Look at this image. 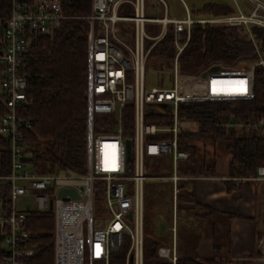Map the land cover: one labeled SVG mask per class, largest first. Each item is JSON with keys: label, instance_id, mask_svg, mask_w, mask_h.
I'll use <instances>...</instances> for the list:
<instances>
[{"label": "built area", "instance_id": "2783aa9c", "mask_svg": "<svg viewBox=\"0 0 264 264\" xmlns=\"http://www.w3.org/2000/svg\"><path fill=\"white\" fill-rule=\"evenodd\" d=\"M234 12L210 17L192 16L195 9L180 0L185 16L168 17L163 0L151 5L147 0H90L86 33V156L82 174L41 173L29 161L23 129L28 121L22 114L26 102L27 79L25 56L30 47L31 33L52 34L69 18L60 0H10V14L0 20V137L10 155V170L0 174V181L9 184L11 206L3 210L0 199V239L4 252L0 264H30L35 255L25 229L26 211L17 210L15 200L31 196L39 211L53 214V264H111V257L121 247L126 253L121 264H143L144 217L147 185L163 163L187 160L190 152L177 147L181 127L177 118L180 102L214 100H249L254 96L255 67L264 71V57L257 51L256 60L246 69L215 63L196 72L185 71L179 54L186 45L195 23H216L243 27L252 39L250 27L264 28V0H244L249 11L244 12L237 0ZM230 2L233 6V3ZM159 4L161 15L151 12ZM157 7V9H158ZM173 32L175 54L168 62L169 86L146 85V68L151 49L166 31ZM184 42L181 43V37ZM217 65L218 69L211 71ZM131 107L132 126L125 133V108ZM114 115L111 131H95V118ZM153 115L169 116V124L146 120ZM264 127V118L258 119ZM256 176L264 179V166H258ZM170 182V224L164 231L170 235V245L157 247L159 259L175 264L177 196L180 176L174 171L164 177ZM104 195L103 214L106 220L95 222L93 214L95 186ZM62 189L71 192L61 193ZM158 214L154 230L158 233ZM264 254V231L259 239Z\"/></svg>", "mask_w": 264, "mask_h": 264}, {"label": "trees", "instance_id": "16d2710c", "mask_svg": "<svg viewBox=\"0 0 264 264\" xmlns=\"http://www.w3.org/2000/svg\"><path fill=\"white\" fill-rule=\"evenodd\" d=\"M69 18L63 20L52 34L31 33L30 47L25 56L24 72L27 79L26 102L21 108L28 121L23 129L28 161L41 173L85 172L86 156V33L88 23L83 18L89 13L90 0H60ZM10 0H0V20L9 16ZM194 12L213 16L233 13L227 2H207ZM252 39L243 27L216 23H195L188 42L179 54L183 70L196 72L201 67L221 63L234 66L239 62L253 63L257 51L264 57V28L252 25ZM185 37H181V43ZM175 54L173 32L169 28L163 38L151 49L149 58L168 63ZM254 96L249 100H214L180 102L179 121H189L192 128H181L177 147L190 152L180 170L187 176L214 175L213 156L207 160L199 156L193 144L196 140L223 141V149L230 155L229 177L254 176L258 166H264V127L256 123L264 118V71L255 67ZM125 133L132 126L131 107L125 109ZM2 107L0 106V112ZM155 124H169V116L153 115L146 118ZM116 124L114 115L95 118V131H111ZM6 142L0 137V174L10 170V155ZM46 166H43V165ZM188 182H193L192 180ZM97 185V184H96ZM230 189V182H226ZM179 187V186H178ZM188 202L194 200L193 184L186 192ZM0 199L3 210L9 213L11 200L9 184L0 181ZM147 209H145V212ZM154 216V213L150 215ZM152 216V217H153ZM53 214L51 210L26 211L25 229L35 255L30 264H53ZM151 223L144 217L143 264H170L158 258L157 247L164 240L155 238ZM4 252L0 239V258ZM126 247L112 255L111 264H121ZM175 264H219L214 258L193 259L178 257Z\"/></svg>", "mask_w": 264, "mask_h": 264}, {"label": "crops", "instance_id": "0c3cea01", "mask_svg": "<svg viewBox=\"0 0 264 264\" xmlns=\"http://www.w3.org/2000/svg\"><path fill=\"white\" fill-rule=\"evenodd\" d=\"M201 1L192 7L200 8L212 1L232 6L229 0ZM224 153L225 159L220 162L217 155L213 156L214 175L195 178L193 192L198 206L187 202L186 212L177 218V254L193 259L214 258L219 264H264L259 258V239L264 231V179L256 175L229 177L230 155ZM226 182H230V189Z\"/></svg>", "mask_w": 264, "mask_h": 264}, {"label": "rangeland", "instance_id": "374dc122", "mask_svg": "<svg viewBox=\"0 0 264 264\" xmlns=\"http://www.w3.org/2000/svg\"><path fill=\"white\" fill-rule=\"evenodd\" d=\"M151 5H153V2L155 0H147ZM166 5V14L168 17H184L185 16V10L183 5L181 4L180 0H163ZM187 5L192 8V5H200L201 0H184ZM232 2V1H231ZM233 3V2H232ZM238 5L241 7V9L244 12L249 11V6L247 3H245L244 0H237ZM159 4L155 5L153 9H150L151 12L156 13V15H161L162 10L158 7ZM158 7V9H157ZM233 7H235V3H233ZM192 16H206L210 17L211 15L209 13H198L194 12L192 13ZM169 64L166 62H162L159 60H154L149 58L146 68V85L148 87L150 86H160L159 80L161 78H164V85L163 86H169L168 77L170 75V69ZM251 65L249 62H239L233 67L239 68V69H246ZM179 126L183 129L192 128L193 124L189 121H179ZM196 152L199 156H205L208 159L212 157V155H217L219 158V161H223L225 159L224 155V149L223 145L226 143L223 141H217L213 142L211 140H196L193 142ZM187 160H178L175 165L171 162L169 163H163V168L166 169V172H163L160 167V165L157 164V172L154 176H163V178H152L150 179L148 185H147V204L145 212V218L147 223H151L150 226L153 228V235L155 238L164 240V245H170V236L169 233L164 231V228L170 224V214H171V196H170V182L168 179H165L164 177L169 176L172 171H174L180 176V180L178 181L179 186V193L177 196V216L180 218V216L186 212V205L188 202V199L186 198V192L189 188L190 184L195 183V178L193 176H187L184 175L180 170L185 166ZM226 161V160H225ZM43 166H46L45 164ZM37 168L36 166H34ZM38 169V168H37ZM39 171V170H38ZM192 180L193 182H188ZM14 206L17 210H23V211H30L36 209L35 202L33 201L31 196H20L15 200ZM104 210V195L101 188L95 186L94 190V204H93V214L95 217V222L99 221L102 222L103 220H106V216L103 214ZM150 213H154L150 215ZM158 214L162 215L164 217V221L166 224H164L163 219L161 218V223L158 221V225L160 226L159 232L157 233L154 230L155 219H158ZM153 216V217H152ZM179 220V219H178ZM259 258L260 260H264V254H262L261 251H259Z\"/></svg>", "mask_w": 264, "mask_h": 264}, {"label": "water", "instance_id": "95a60500", "mask_svg": "<svg viewBox=\"0 0 264 264\" xmlns=\"http://www.w3.org/2000/svg\"><path fill=\"white\" fill-rule=\"evenodd\" d=\"M218 69V66L217 65H214L211 67V71H215ZM65 192H71L72 193V190L71 189H62L61 190V193H65Z\"/></svg>", "mask_w": 264, "mask_h": 264}]
</instances>
